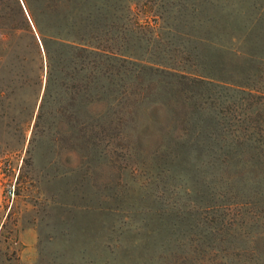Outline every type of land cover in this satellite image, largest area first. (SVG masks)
<instances>
[{"label": "trees", "instance_id": "1", "mask_svg": "<svg viewBox=\"0 0 264 264\" xmlns=\"http://www.w3.org/2000/svg\"><path fill=\"white\" fill-rule=\"evenodd\" d=\"M138 4L0 0V65L11 54L15 60L11 65L34 64L38 77L44 72L35 127L55 97L65 102L63 110L78 100L80 117L65 121L76 140L71 147L96 145L97 134L110 131L120 140L126 137V142L135 135V146L142 149L139 136L156 134L163 137L157 141L160 147L167 137L176 144L168 156L189 158L177 148L198 137L194 157L220 161V165L143 164L151 175L158 170L161 182L170 173L178 181L180 175L187 176L190 182L179 186L198 198L182 211L153 212L156 222L147 230L158 236L157 257L163 264H191L193 259L218 256L222 247L217 240L235 237L239 258L264 261V39L245 37L249 46L238 49L235 33L225 39L222 30L209 34L202 30L203 22L193 20L163 24L160 11L144 17L135 13L133 6ZM196 11L192 7L189 13ZM227 55L232 58L229 63ZM231 98L239 101L238 118L226 116L238 109L228 102ZM235 121L243 130L239 135L226 130ZM24 168L32 170L29 150L16 175L12 158L4 157L0 182L15 175V183L33 185ZM20 188L5 192L18 196ZM238 205L243 209L239 232L233 227L236 219L218 224L212 215Z\"/></svg>", "mask_w": 264, "mask_h": 264}, {"label": "rangeland", "instance_id": "2", "mask_svg": "<svg viewBox=\"0 0 264 264\" xmlns=\"http://www.w3.org/2000/svg\"><path fill=\"white\" fill-rule=\"evenodd\" d=\"M106 1L139 3L133 7L140 17L160 11L163 24L193 20L203 22L202 30L209 34L222 30L225 39L235 33L238 49L249 46L250 41H243L245 37L264 39V0H96ZM192 7L198 8L194 15L189 13ZM225 59L228 63L232 60L230 55ZM10 63L15 60L8 54L0 65V166L1 160L10 156L16 175L29 150L32 170H23L31 173L33 185L15 183V175L0 182V264H163L157 257L158 236L147 230L155 225L153 212L182 211L198 198L193 191L179 186L190 182L187 176L180 175L178 181L170 173L161 182L158 170L151 171V175L143 164L220 165V161L194 157L198 137L177 148L189 153V158L168 156L176 144L166 136L168 142L160 147L157 141L163 137L156 134L139 136L144 140L142 149L135 146V135L126 142V137L120 140L110 131L97 134L96 145L71 147L69 143L76 140L67 131L65 121L80 117L78 100L70 110H63L65 102L55 97L46 104L35 127L45 86L44 72L38 77L34 64L19 68ZM228 102L238 109L226 116L238 118L239 101L231 98ZM233 123L226 130L241 134L239 121ZM227 162L235 165L232 160ZM18 187L22 189L18 196L5 192ZM239 210L243 209L238 205L211 214L218 224L220 220L236 219L233 227L239 232ZM217 242L222 247L218 256L193 259L191 264H264L261 258H239V237ZM149 253L155 258H148Z\"/></svg>", "mask_w": 264, "mask_h": 264}]
</instances>
